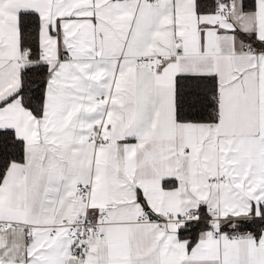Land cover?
I'll list each match as a JSON object with an SVG mask.
<instances>
[{
	"label": "snow or ice",
	"instance_id": "obj_1",
	"mask_svg": "<svg viewBox=\"0 0 264 264\" xmlns=\"http://www.w3.org/2000/svg\"><path fill=\"white\" fill-rule=\"evenodd\" d=\"M0 264H264V0H0Z\"/></svg>",
	"mask_w": 264,
	"mask_h": 264
}]
</instances>
